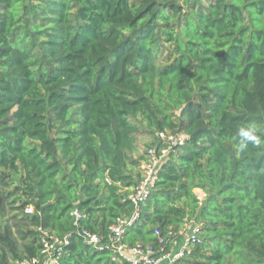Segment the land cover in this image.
<instances>
[{"label":"trees","instance_id":"16d2710c","mask_svg":"<svg viewBox=\"0 0 264 264\" xmlns=\"http://www.w3.org/2000/svg\"><path fill=\"white\" fill-rule=\"evenodd\" d=\"M157 133L185 141L121 243L156 260L196 222L177 264H264V0H0V264H42L38 229L59 264H129L80 232L134 211Z\"/></svg>","mask_w":264,"mask_h":264},{"label":"built area","instance_id":"2783aa9c","mask_svg":"<svg viewBox=\"0 0 264 264\" xmlns=\"http://www.w3.org/2000/svg\"><path fill=\"white\" fill-rule=\"evenodd\" d=\"M155 139L156 144L147 151L146 165L143 167L141 179L128 196V200H130L135 209L128 217L116 220L110 227L107 245H101L100 238L97 235L90 234L84 230L80 232L84 240L93 245L97 250H102L103 248L110 249L112 261L123 260L129 264H161L163 261H167L169 264H177L188 253L190 245L199 240L200 224L193 222L190 231L183 238L181 244H179V241L175 242V247L169 253L156 260L151 259L149 252H144L139 247L130 248L121 243L125 228L137 222L139 218L138 205L146 201L150 196L156 183L157 173L160 167L167 161L172 148L176 145L183 144L185 136L182 134L157 133ZM72 215L75 217V220L81 218L77 211H74ZM38 232L42 245V264H59L62 246L66 241H60L42 229H38ZM155 235H158V233L155 232ZM158 242L163 245L165 240L159 239ZM18 264L40 263L34 259L31 261H22Z\"/></svg>","mask_w":264,"mask_h":264},{"label":"rangeland","instance_id":"374dc122","mask_svg":"<svg viewBox=\"0 0 264 264\" xmlns=\"http://www.w3.org/2000/svg\"><path fill=\"white\" fill-rule=\"evenodd\" d=\"M155 144H156L155 137L149 138V136H146L144 134L138 135L136 142V151L130 154V162L138 161L140 163V167L143 169V167L146 165L147 150L149 149L147 145L151 147L154 146ZM132 174H134V171L132 172ZM196 194L199 196L200 199L203 198L200 191H196ZM18 263H19L18 261H10V264H18Z\"/></svg>","mask_w":264,"mask_h":264},{"label":"crops","instance_id":"0c3cea01","mask_svg":"<svg viewBox=\"0 0 264 264\" xmlns=\"http://www.w3.org/2000/svg\"><path fill=\"white\" fill-rule=\"evenodd\" d=\"M193 223H189L185 226L184 230L182 231V237L179 240V244H181L183 237L187 235V233L190 231V228L192 227ZM161 264H169L167 261H163Z\"/></svg>","mask_w":264,"mask_h":264}]
</instances>
